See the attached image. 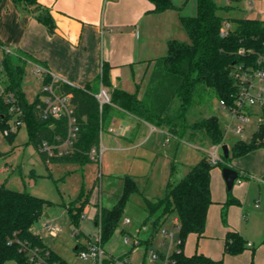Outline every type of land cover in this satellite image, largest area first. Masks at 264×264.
I'll use <instances>...</instances> for the list:
<instances>
[{"label":"trees","instance_id":"trees-1","mask_svg":"<svg viewBox=\"0 0 264 264\" xmlns=\"http://www.w3.org/2000/svg\"><path fill=\"white\" fill-rule=\"evenodd\" d=\"M25 6H35L42 9L38 0H15ZM154 11L162 12L178 8L172 0H150ZM231 5H219L216 0H197L195 15H182L181 22L190 40L187 42L171 39L168 42L167 54L154 60L149 73L147 88L142 97L139 89L130 93L123 89H114L111 93V103L100 107L96 93L90 86L79 87L68 82H59L62 91L72 94L75 115L80 129L78 137L70 152L63 156H48L40 152L46 162H76L85 163L94 160L90 156L93 148L100 147L101 132L106 119H110L117 109L128 112L139 119L150 123L159 121L160 126L167 127L172 135L177 133L172 121L185 117L188 110L198 106L199 99L215 94L219 100L233 106L240 91V84L235 78V70L239 66L245 69H264V19L246 16L234 17V26L228 29L226 35L221 34L223 24L227 21L221 9ZM39 19L50 26L48 19L40 14ZM1 45V44H0ZM4 67L3 90H0V124L8 126L5 117H12L9 98H17L18 105L23 110V119L29 126L30 141L38 148L43 141H56L68 134L67 118H44L41 114V92L33 101H29L23 89V77L26 66L32 57L22 50H2ZM108 68L105 66L102 81L107 85ZM43 82H49V76L43 77ZM176 99H179V115L168 117ZM263 115L258 130L249 141H237L230 149V157L223 156L224 165L238 156L245 155L259 147L264 148V105ZM192 132L188 138L196 140L199 135L207 137L211 144H221L225 140V131L218 115L197 119L191 126ZM11 133H8L10 136ZM211 162L205 154L199 163L187 166V171L178 181H169L166 194L156 199L143 195L137 185L136 178L131 175L123 177L124 188L116 203L107 207L100 205L96 223L101 230L102 245L111 240L119 228L126 206L133 194H142L146 220L158 214L161 223L176 213L179 218V237L182 239L176 253L177 264H224V259H215L203 253L187 255L184 252L185 242L190 233L203 235L207 222L209 206L213 202L211 193V170L219 165ZM175 171L172 162L171 174ZM242 175L240 170H238ZM232 191L225 207L239 204ZM52 202L27 191L0 186V264L15 260L17 264H36L31 261L29 248H38L43 258L40 264H70L59 253L50 248L34 230V225L44 217L46 209ZM86 199L79 198L66 204L72 220L78 224L83 217ZM154 222L152 236L161 225ZM157 225V226H156ZM156 226V227H155ZM150 241V240H149ZM246 239L237 231L230 230L225 241V253L240 254L247 248ZM79 249V246L76 248Z\"/></svg>","mask_w":264,"mask_h":264},{"label":"rangeland","instance_id":"rangeland-1","mask_svg":"<svg viewBox=\"0 0 264 264\" xmlns=\"http://www.w3.org/2000/svg\"><path fill=\"white\" fill-rule=\"evenodd\" d=\"M196 1L185 0L180 5L181 9L177 8V10L196 14ZM216 2L219 5H231L228 9H221L220 13L232 26H234L233 18L238 16L248 15L264 19V0H254L253 6H250L247 0H216ZM179 30L181 38L177 39L184 42L189 41V35L183 25L179 27ZM257 84L264 87V81H258ZM41 85V78L28 70L27 66L23 77V87L26 89L29 100L36 98L38 87ZM98 85L93 87L95 93L101 89ZM198 101V106L188 110L185 117L171 122L175 124L178 134L182 132L183 136L187 137L183 139L178 135L169 136L161 128L151 129L145 124L138 125L128 119L127 115L122 118L115 111L110 119H106L101 132L100 147L104 148L102 163L96 160L85 163H46L38 148L30 141L27 122L24 121L22 125L17 126V117L7 115L5 120L8 121V126L2 127L0 124V186L5 184L10 189L27 191L50 200L52 204L45 212L50 216L44 215L34 225V230L40 234L50 248L70 264H84L86 261L78 258V251L75 248L78 244L87 245L89 239L95 243L99 241L95 234L98 231L95 219L99 206L111 207L116 203L123 192L124 176L135 177L143 195L156 199L166 194L170 180L178 181L186 173L187 166L199 163L203 156L208 154L212 147L210 140L204 134L199 135L197 140L190 141L188 138L192 132L190 126L197 119L218 115L225 131L223 143L231 147L237 141H249L257 132L263 115V107L258 102L248 105L246 117L249 120L245 121L239 117H232L230 107L223 106L215 94H208ZM179 112V99H176L167 116L172 118L179 115ZM158 122L154 123L158 124ZM240 125L244 127V131L236 133L235 130ZM111 127L120 130V133L111 132ZM8 133H11L10 136ZM167 138L170 141H166ZM219 154L224 156L222 148ZM233 159L235 158L230 159L227 165ZM237 160L241 165L255 171L264 164V148L254 149ZM172 162L175 164L173 174H171ZM224 163L226 162L221 161L218 166ZM244 180L247 183L250 182L244 205L248 210V217L253 218L250 224H247L248 230L244 237L254 243L253 247L246 248V253L249 254L254 248L255 264H264V185L263 183L259 185L257 180ZM79 198L86 199L87 204L83 217L76 224L66 204L71 201L77 202ZM256 199H260L259 206L256 205ZM146 214L142 194H133L124 213V216H128L131 222L125 223L123 218L111 240L103 245L105 250L115 255L129 253L128 251L131 250L129 256L133 264H143L144 261L147 262L145 264H150L146 256L145 245L134 246V235H137L139 231L140 237L147 238L153 232L154 222L157 221L159 225L161 218H158L159 213H156L146 220ZM175 216L176 213L171 215L160 224V227L174 229L173 218ZM47 221L61 228L58 236L51 234L45 228ZM126 235H129L128 243L125 242ZM176 236H179L177 229ZM160 238L161 234L154 235L153 243L158 247ZM144 242L149 241L143 240L141 243ZM225 256H227L226 253ZM4 264L17 263L15 260H8Z\"/></svg>","mask_w":264,"mask_h":264},{"label":"crops","instance_id":"crops-1","mask_svg":"<svg viewBox=\"0 0 264 264\" xmlns=\"http://www.w3.org/2000/svg\"><path fill=\"white\" fill-rule=\"evenodd\" d=\"M172 1L181 9L180 5L185 0ZM38 4L42 9L25 6L15 0H0V44L3 50H22L30 54L32 60L28 61L27 66L34 73L36 65L41 64L72 85L90 86L93 91V87L99 84L98 86L110 89H107L110 95L114 89L130 93L139 89L142 97L154 60L167 54L171 39L181 38V16L195 15L192 12L178 11L177 8L156 12L150 0H38ZM40 14L48 19L50 26L39 19ZM2 54L0 50V58ZM105 66L108 68L107 85L102 81ZM36 75L41 78L43 85V77L37 73ZM40 88L38 87L39 90ZM23 89L26 93V89ZM116 112L122 118L127 115L128 119L138 125L145 124L151 129L161 128L165 133L169 132L167 127L139 119L121 109ZM229 148L231 149L230 145ZM239 157H234L228 165L246 176L239 175L231 190L240 203L225 207L229 190L223 177V167L215 166L211 170L213 202L209 206L205 231L201 236L196 233L188 235L184 246L187 255L203 253L215 259L223 258L224 264H255L254 248L249 254L245 249L240 254L226 253L225 256L224 251L228 232L234 230L244 237L248 230L247 224L253 219L248 217V210L244 205L250 183L244 179L257 180L259 185H264V164L253 171L250 167L241 165L237 160ZM259 204L260 199H256V205ZM177 221L179 218L176 214L173 222ZM95 225L97 226L96 221ZM151 234L147 238L140 237L138 231L134 236H139L142 242L149 241ZM244 238L252 243V246L247 247L254 246L252 241ZM153 241L154 237L148 243ZM92 242L89 239L87 245L78 244L76 248L79 246V249H75L79 252ZM145 263L147 262L144 261L143 264Z\"/></svg>","mask_w":264,"mask_h":264},{"label":"built area","instance_id":"built-area-1","mask_svg":"<svg viewBox=\"0 0 264 264\" xmlns=\"http://www.w3.org/2000/svg\"><path fill=\"white\" fill-rule=\"evenodd\" d=\"M250 6L254 5V0H247ZM232 25L229 21H225L223 28L221 29V34L224 36L228 32V29ZM0 50L3 48L0 45ZM6 51H10L5 49ZM0 58V90H3V79L4 67ZM35 73L44 76H49L51 80L49 82H43L40 88L41 99V114L44 118L54 117V118H67L68 120V134L65 138H58L54 142L45 140L39 147V151L47 154L48 156H63L70 152V149L74 142L76 141L79 133V123L75 115L74 105L72 103V94L62 91L59 82H66L65 80L59 78L57 75L52 74L45 66L37 64L35 68ZM235 78L240 84V91L238 97L236 98L235 104L233 106L227 105L224 100H221V104L225 107H230L232 110V117H239L245 121H248L246 117L248 113V105H253L259 103L264 105V87L259 86L257 82L264 81V69L249 70L245 69L243 66H239L235 70ZM258 80V81H257ZM96 96L100 102L101 109L105 104L111 103V95L103 86L100 91L96 93ZM11 102L10 111L13 116L17 117L16 125L20 126L24 122L21 117L23 116V110L17 103V98L12 97L8 99ZM111 132L116 134L120 133V130H116L113 127L110 128ZM244 127L241 125L236 128V133H243ZM167 134L172 135L170 132ZM169 138L166 139L168 141ZM222 144H212V148L208 151L209 158L212 163L217 164L219 161L223 160V156L219 154V150L222 148ZM104 148L98 147L93 148L90 151V156L92 159L102 163ZM124 222L129 223L131 219L128 216L124 217ZM45 228L51 234L57 236L61 231V228L50 221H47ZM176 229H180V223L177 221L175 223L174 229L169 228H159L157 234H161L160 246H156L154 243H146L145 251L146 256L150 264H177L176 253L178 252L182 239L176 236ZM98 237V242H92L88 247L82 248L78 252V257L81 260H85L86 264H133V260L129 255L115 256L110 252L106 251L101 243V230L95 233ZM154 236H150V240ZM141 239L139 236H134V246L141 245ZM125 242H129V235L125 236ZM247 246H252L251 242L247 243ZM30 259L36 264H40L43 261L38 248H29Z\"/></svg>","mask_w":264,"mask_h":264},{"label":"water","instance_id":"water-1","mask_svg":"<svg viewBox=\"0 0 264 264\" xmlns=\"http://www.w3.org/2000/svg\"><path fill=\"white\" fill-rule=\"evenodd\" d=\"M222 150H223L224 156L226 158H229L230 148L227 143L222 144ZM222 172H223V177L226 181L227 188L229 191H231L233 189L235 181L239 178L240 173L237 168L230 166V165L223 167ZM45 216L49 217V214L45 213Z\"/></svg>","mask_w":264,"mask_h":264}]
</instances>
